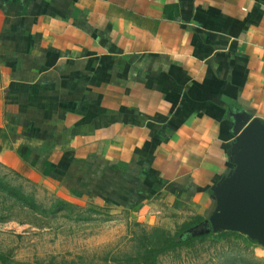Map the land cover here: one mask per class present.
Here are the masks:
<instances>
[{
  "label": "crops",
  "instance_id": "obj_1",
  "mask_svg": "<svg viewBox=\"0 0 264 264\" xmlns=\"http://www.w3.org/2000/svg\"><path fill=\"white\" fill-rule=\"evenodd\" d=\"M241 110L264 125V0H0V143L23 177L144 197L152 226L208 218Z\"/></svg>",
  "mask_w": 264,
  "mask_h": 264
},
{
  "label": "rangeland",
  "instance_id": "obj_2",
  "mask_svg": "<svg viewBox=\"0 0 264 264\" xmlns=\"http://www.w3.org/2000/svg\"><path fill=\"white\" fill-rule=\"evenodd\" d=\"M2 151L0 143V249L13 259L3 264H125L141 250L140 239L164 231L134 213L144 197L118 206L62 186L58 173L26 178ZM171 226L164 229L180 227ZM158 264H264V242L226 227L160 255Z\"/></svg>",
  "mask_w": 264,
  "mask_h": 264
},
{
  "label": "water",
  "instance_id": "obj_3",
  "mask_svg": "<svg viewBox=\"0 0 264 264\" xmlns=\"http://www.w3.org/2000/svg\"><path fill=\"white\" fill-rule=\"evenodd\" d=\"M241 110L232 115L235 169L215 188V211L188 231L204 235L226 227L249 231L264 242V125Z\"/></svg>",
  "mask_w": 264,
  "mask_h": 264
},
{
  "label": "trees",
  "instance_id": "obj_4",
  "mask_svg": "<svg viewBox=\"0 0 264 264\" xmlns=\"http://www.w3.org/2000/svg\"><path fill=\"white\" fill-rule=\"evenodd\" d=\"M51 145L52 144L46 143L42 146V149L45 150ZM39 149H41V147L36 148V150ZM126 167L127 164L120 162L116 164L114 168L125 170ZM111 168L112 167H109L106 171H110ZM205 219L207 218L197 216L193 220L181 224L176 232H172L171 230H167L164 228H161L164 230L161 231L159 228H157V230L155 231V237L153 235H150L148 238H144V241L140 239V245H142L141 250L138 254L127 258L125 264H158V258L160 255L179 246L187 244L189 241L195 238L211 234L213 230L204 235L193 234L188 231L190 228L200 224ZM159 232L162 233L159 234ZM10 260L12 261L13 259L9 254L0 251V264L6 263Z\"/></svg>",
  "mask_w": 264,
  "mask_h": 264
}]
</instances>
